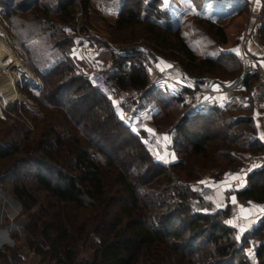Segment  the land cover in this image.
Returning <instances> with one entry per match:
<instances>
[{
  "label": "trees",
  "instance_id": "obj_1",
  "mask_svg": "<svg viewBox=\"0 0 264 264\" xmlns=\"http://www.w3.org/2000/svg\"><path fill=\"white\" fill-rule=\"evenodd\" d=\"M147 2L143 9L148 12L140 14V0H121L115 16L116 29L142 24L137 36L140 34L148 47L144 51L126 46L131 73L116 85L150 89L159 98L161 106L152 117L159 119L158 127L165 124L159 131L169 136L177 157L166 164L154 160L140 132H134L117 116L107 97L79 70L71 56L78 32H85L84 25H73L77 4L86 11L89 0L4 1L5 6H19L6 12L24 14L35 7L29 14V23L48 38L50 49L59 52L45 70L32 69L40 79L38 96L47 104L64 108L84 139V145H79L77 138L69 143L65 152L69 156L64 160L55 147H61L64 139L52 127L23 147L18 141L0 139V159L22 151L28 155L15 158L0 172V180L10 179L12 171L16 169L14 175L30 163L35 181L46 193L44 205L33 211L37 204L34 194L23 182L11 185L12 195L29 211L32 238L27 239V246L47 264H164L168 259L176 264L187 257L194 258L197 264H264V214L241 233L238 241L235 228L226 222L230 212L227 198L218 202L201 196L204 174H211L217 182L224 172L242 165L247 154L264 151L252 111L233 116L225 112L229 104L202 103L185 88L169 92L166 85L148 86L149 74L141 56L156 60L158 53L175 59L183 74L199 83L203 74L215 72L220 60L232 54L221 52L198 58L182 37L180 23L170 24L162 14L153 12L159 0ZM201 20L209 32L218 35L219 42L226 41L222 25L208 18ZM257 30L258 38L264 42V23ZM134 36L128 42L134 41ZM110 39L116 44L127 42L122 36ZM229 66L237 69V65ZM174 68L180 72L175 64L171 71L175 73ZM72 93L80 96H69ZM247 101L252 104L251 98ZM172 102L185 109L169 122L163 109ZM77 105L87 106L80 113ZM45 157L56 162L54 167ZM51 167L53 178L44 174ZM235 193L242 201L264 202V164L249 172L247 185ZM90 236L95 239L88 245L89 254L79 256L80 247ZM257 237L252 262L245 248L249 238ZM19 247L1 244L0 264L18 259Z\"/></svg>",
  "mask_w": 264,
  "mask_h": 264
},
{
  "label": "rangeland",
  "instance_id": "obj_2",
  "mask_svg": "<svg viewBox=\"0 0 264 264\" xmlns=\"http://www.w3.org/2000/svg\"><path fill=\"white\" fill-rule=\"evenodd\" d=\"M4 1L5 0H0V39L6 42L15 56L17 55L16 57L19 61L32 73L34 80L31 81L23 76H18L17 79L15 78L19 97L14 101H6L0 96V114H3V117H0V139L3 141H18L19 145L23 147L26 146L30 140L42 137L40 133L43 131L47 132L49 128L52 127L56 134L64 139L63 143H61V147L55 144V147H57V155L64 160L69 156L67 153L65 154L69 149V143H72L73 139L77 138L79 140V145H84V139L80 135L78 126L74 125V122H72L73 120H71V117L64 108L47 104L38 96L36 88L39 86L40 79L32 70L34 67H37L41 71L45 70L58 58L59 52L56 49H50L48 38L37 31L34 25L29 23V14L35 7L24 14L18 11L6 12V10L10 11L12 8L19 9V6L15 4L13 7H8L3 5ZM93 1L96 3H105L107 9H103V4L102 9L89 6L87 10L84 11L80 5L77 4L76 19L73 25L75 27L84 25L85 32L84 34L81 33V38L80 35L77 34V39L72 49L77 46L80 47L83 42H88L100 47L101 50H103V54L108 58L114 57V53L117 51H124L126 46H128V49L131 46H137L147 51L146 48L148 47L145 46L142 36H140V34L137 36V34L141 32V28L143 27L142 24L136 23L118 29L113 27L121 0ZM140 1L142 6L140 14L148 12L143 9V6L150 0ZM114 2H117L118 5H114ZM114 10L117 11L116 14L113 13ZM153 12L162 14L164 16L163 19L170 24H175L176 22L180 23L179 29L182 37L191 45L198 58L205 55H219L221 52L232 54V57L220 60L221 62L217 64L215 72L202 75L204 78L212 80L214 84L223 85V83L231 82L244 70L241 63V52L245 48V45L242 43V40L246 28L249 27L252 29L253 26H257L258 28L264 23V0H159ZM204 18H208L223 26L226 36V41L224 43L218 41V35L216 33H211L207 30L206 24L201 20ZM256 32V39L261 41L258 38V30H256ZM113 35L115 38L122 36L127 42L130 37L133 35L135 36L132 42H121L116 44L110 42V38ZM262 43L264 44V42ZM157 55L158 58L154 61L158 67L165 68L169 72L174 73L171 70L175 64L178 70H182L175 59L169 60L158 53ZM102 58L105 59V57ZM157 60H165V62H169L171 67H161V65L157 63ZM229 65H237V69L233 70ZM245 69H250V65L247 64ZM79 70L90 78V72L86 73L81 67ZM181 70L180 72H177L176 69L174 71L177 74L185 73ZM251 78L252 77H248L245 81V93L248 96L247 100L250 98V89L252 87ZM104 91V93L99 92L107 97L117 116L126 125L134 132H140L141 141L149 148L154 160L157 161L156 158L159 155V146L162 141L159 130L165 128V124H161V126L158 127L156 124L159 119L152 117L156 108L161 106L157 95L151 93L152 91H150V89L146 91L142 88L128 85L122 87L120 84H106ZM168 91L175 92V89L173 86L168 85ZM75 95L80 96V93H75ZM75 95L72 93V95L69 96ZM237 103H239L237 100H233L228 105L225 112L237 116L248 114L253 111L251 103L248 102L247 105H239ZM63 104L67 105L68 103L64 102ZM3 105H5L4 109ZM85 106L83 105L82 107V105H77L80 113L85 111ZM184 109V105L172 102L167 109H163V112L169 122H171L175 120ZM155 126H157V129L154 128ZM68 132L70 136L65 135L68 134ZM51 137H54V134H51ZM24 138H27V141L24 140ZM31 144H33V141H31ZM257 154L258 153L247 154L242 160L243 162L248 161V159L251 161L252 157ZM26 156L28 155L22 151L17 152L7 159H0V172L5 170L15 158ZM44 159L48 161L49 165L54 167L56 163L54 160H48L46 157ZM53 167H51L48 172H44V174L53 178ZM15 170L10 174V176L12 175L10 179L0 180V245L5 243L6 245L16 244L20 246V256L16 260L13 259L11 264H47L46 262L42 263L40 261V256L35 254L34 251L27 246V239L32 238L29 235V211L26 212L19 202L18 205L14 202L16 199L12 195L11 185L14 182H23L34 194L37 199V204L34 205L33 211H38L40 205H44L47 199L46 193L35 181L33 168L30 163L24 164L21 171L13 175ZM204 176L206 175H203L201 181ZM237 199L238 203L243 206L242 208L245 207L247 211L254 213V225L258 221V202L251 199L242 201L238 197ZM233 206L234 205L230 204V212L226 218V222H229V218L237 212L235 209L236 204L234 207ZM235 233L239 241L242 232L235 229ZM92 239H95V237H88L86 244L82 248L80 247L79 256L89 254L90 249L88 245L91 243ZM249 239L245 252L249 258L252 259V262H255L254 249L258 237L257 239ZM164 264H173L172 259H168ZM176 264H197V261L194 258L187 257L178 260Z\"/></svg>",
  "mask_w": 264,
  "mask_h": 264
},
{
  "label": "built area",
  "instance_id": "obj_3",
  "mask_svg": "<svg viewBox=\"0 0 264 264\" xmlns=\"http://www.w3.org/2000/svg\"><path fill=\"white\" fill-rule=\"evenodd\" d=\"M76 1L78 2V0ZM98 7L102 9L103 3L100 2ZM249 29V27L246 28L242 40V43L245 45V48L241 52V63L244 70L231 82L217 85L212 83V80L203 77L199 83H195L194 80L187 75H173L167 69L158 67L155 61L149 56L141 55L144 59V68L148 72L150 78L148 85L162 84L166 86L171 85L174 88H185L191 92L192 97L197 101L202 102L207 99H212L217 104L220 102L219 105H228L233 100H237L239 103H245L247 101L248 96L245 93V81L248 77H252V87L250 89L252 106L264 112V44L259 47L257 45V26H253L252 29ZM78 35H80L81 38L82 34L78 33ZM247 44H252L256 49H248L246 47ZM247 64L250 65V69L246 70L245 67ZM130 73L131 61L128 55L120 50L114 53V64L108 73L99 74L96 72V74L91 75L90 78L94 86L97 87L100 92L104 93L106 84L114 85L120 80H125L130 76ZM5 105H3V109ZM0 117H3V114H0ZM230 183L232 186H236L238 180H232ZM201 196L204 198L213 197V188L205 186L201 190Z\"/></svg>",
  "mask_w": 264,
  "mask_h": 264
},
{
  "label": "crops",
  "instance_id": "obj_4",
  "mask_svg": "<svg viewBox=\"0 0 264 264\" xmlns=\"http://www.w3.org/2000/svg\"><path fill=\"white\" fill-rule=\"evenodd\" d=\"M99 3L94 2L93 0H89V6L98 7ZM103 3V2H102ZM96 4V5H95ZM104 4V10L107 9V6ZM114 5L117 2L113 3ZM118 5V4H117ZM115 9V8H114ZM113 11V9H112ZM117 11L114 10V14ZM258 47L263 43L257 39ZM246 47L250 50H255L252 44H247ZM100 47L95 46L94 44H90L88 42H83L80 47H75L71 50V56L76 63V65L85 70L86 73L90 72L91 75L99 72L100 74H106L112 69V58L106 57ZM102 57H105L102 58ZM110 59V60H109ZM157 63L161 65V67H171L169 62H165V60H157ZM93 71V72H92ZM174 75H178L174 73ZM180 75V74H179ZM213 102L212 99H207L202 101V103ZM220 104V102H218ZM253 123L256 127V135L260 139V141L264 144V112L262 110L256 109L253 107L252 111ZM157 129V127H154ZM161 134V142L159 146V155L156 158L157 161L161 163H169L173 162L177 159L176 154L171 146L169 136L166 133ZM264 164V151L258 152L257 155L252 157V160L248 159V161L243 162L242 165L233 167L226 172L223 173L222 178L215 182L211 174L206 173L203 178V187L209 186L213 188L214 196L207 197L215 199L216 201H220L223 198L228 199V203L235 206L237 210L236 214L229 218V224L233 226L236 230L243 232L245 229L251 227L254 223V213L251 211H247V208H242L243 206L238 203V199L236 197V190H239L247 185V175L253 169H256ZM232 175H239L240 179L238 180V184L236 186L231 185ZM201 181V182H202ZM233 206V207H234ZM253 208V207H252ZM257 208V207H256ZM264 208V202H258V219L264 213L261 209Z\"/></svg>",
  "mask_w": 264,
  "mask_h": 264
},
{
  "label": "bare ground",
  "instance_id": "obj_5",
  "mask_svg": "<svg viewBox=\"0 0 264 264\" xmlns=\"http://www.w3.org/2000/svg\"><path fill=\"white\" fill-rule=\"evenodd\" d=\"M16 56L6 42L0 39V96L6 101H14L19 97L16 88L18 76L34 80L32 73Z\"/></svg>",
  "mask_w": 264,
  "mask_h": 264
},
{
  "label": "snow or ice",
  "instance_id": "obj_6",
  "mask_svg": "<svg viewBox=\"0 0 264 264\" xmlns=\"http://www.w3.org/2000/svg\"><path fill=\"white\" fill-rule=\"evenodd\" d=\"M231 179H233V180H239L240 179V176L239 175H232L231 176ZM201 183H204V182L202 181ZM261 211H264V208H262Z\"/></svg>",
  "mask_w": 264,
  "mask_h": 264
},
{
  "label": "water",
  "instance_id": "obj_7",
  "mask_svg": "<svg viewBox=\"0 0 264 264\" xmlns=\"http://www.w3.org/2000/svg\"><path fill=\"white\" fill-rule=\"evenodd\" d=\"M14 202H16V203H17V205H18V201H16V200H15Z\"/></svg>",
  "mask_w": 264,
  "mask_h": 264
}]
</instances>
